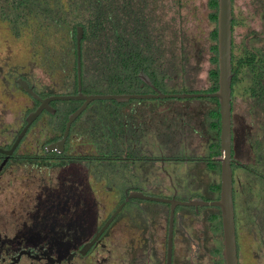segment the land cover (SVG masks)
<instances>
[{
    "label": "flooded vegetation",
    "instance_id": "obj_1",
    "mask_svg": "<svg viewBox=\"0 0 264 264\" xmlns=\"http://www.w3.org/2000/svg\"><path fill=\"white\" fill-rule=\"evenodd\" d=\"M145 85L141 80L140 88ZM141 90L135 94L152 92L149 86ZM132 100L135 99L121 102L115 109L114 119L120 118L116 125L110 118H83L87 131L83 124L78 125L76 142L72 143V129L87 106L72 123L61 152L48 151L47 146L63 134L45 147L35 148V153H17L19 144L11 155L0 152V264H225L220 209L190 203L196 199L216 200L219 190L215 186L220 187V176L219 182L212 181L204 188L206 197L181 195L189 183L181 164L192 160L204 163L205 155H177L168 149L165 153L159 149L154 155L144 142L145 129L152 130L153 114L145 111L151 115L144 119V108ZM75 101L78 107L82 103ZM212 110L215 109H208L210 132H214ZM182 123L185 126L176 135L177 144L190 141L187 121L182 119ZM233 124L231 105L232 199L238 264H264V227L257 221L260 215L264 216V203L259 209L256 200L247 216L253 241L245 245L238 241L246 234L243 209L247 208L245 201H236L235 169L243 167L235 158ZM84 134L89 143L81 147L85 144L81 141ZM191 134L202 135L197 129ZM212 159L220 170L217 157ZM11 161L35 165L38 171L44 168L46 176L2 178ZM51 167L58 172L50 178ZM65 174L67 179L63 178ZM255 176L264 181L261 174ZM69 184L71 189H67ZM94 187L105 193L94 194ZM156 190L164 195H154Z\"/></svg>",
    "mask_w": 264,
    "mask_h": 264
},
{
    "label": "rangeland",
    "instance_id": "obj_2",
    "mask_svg": "<svg viewBox=\"0 0 264 264\" xmlns=\"http://www.w3.org/2000/svg\"><path fill=\"white\" fill-rule=\"evenodd\" d=\"M146 2L148 7L156 14L158 27H161V32H163L162 39L165 41L164 57L167 71L165 85L161 92H207L210 88L209 72L213 67L209 34L215 26L209 19L208 0H146ZM234 13L237 23L233 36L237 48L248 40L247 36L252 34V31L258 34L264 33L259 0H234ZM258 41L264 43V34L261 35ZM258 41L256 40V45L260 44ZM36 64L37 62L31 52L29 37L26 35L18 38L14 37L9 32L7 25L0 22L1 147L8 148L12 145L25 124L26 116L38 106L17 84L16 80L18 78L28 81L36 87L37 91L42 93L49 95L65 93L61 89L62 85H59L61 81L60 75L51 77ZM239 87L240 89L232 101L234 138L236 140L235 158L240 163L249 164L264 174V163L261 162V157L264 158V113L259 107L251 104L248 98L244 96L242 85H239ZM217 101L211 98L132 100L134 103H139L144 108V112L150 110L153 113L150 118L152 130L148 129L150 130V133H148V130L145 129L147 134H145L144 141L146 142V148L151 149L154 155H157L159 149L164 153L168 149V151H173L177 155L207 156L210 151L208 144L214 139V132H210V128H208V120L210 121L208 109L217 110ZM185 104H190L191 107H183ZM117 107L118 103L114 100L92 101L72 129V143L76 142L74 134L78 131V125L83 124L82 128L86 127L85 130L87 131L88 126L87 123L82 122L83 118L84 121L88 119H96L97 121L105 118H110L113 121L115 120L114 113ZM183 111L186 113H181ZM118 119L117 121L115 120L116 122L113 121L115 125L120 122V118ZM182 119L187 121V126H189L186 127L189 132H186L190 141L188 143L181 141V144H177L176 135L185 126L182 123ZM168 122L172 123L171 125L167 124L170 129L166 133V123ZM192 129L199 130L202 135L191 134ZM148 134H150V137H148ZM57 135V130L54 129L53 124L49 122V118L44 114L37 118L28 128L16 152L19 154L25 152L35 153V148L45 147L48 139H52ZM82 136L84 137L81 141L85 144H82L81 147L83 145L87 146L89 137H87V134ZM181 165L185 168L184 175L189 178L187 187L182 190L184 193L181 195L183 196L199 195L206 197L204 188L209 186L212 181L219 182L220 170L212 171L206 161L202 163L192 160L188 161L187 164ZM12 171L13 174H11ZM46 172L47 170H44V168L38 171L35 165L31 167L23 162H18L17 164V162L11 161L2 178L38 179L40 177L45 178ZM57 172L56 168L51 167L48 175L50 178L52 176L55 177L54 174ZM235 173L237 179L235 182L237 190L236 201H245L244 205L247 208L243 209V217H246L244 221L246 234H242L238 240L239 244L241 242L245 245L247 242L253 241V233L249 235L251 227L247 216L253 209V203L256 200L259 209H262L260 204L264 203V181L241 167L236 168ZM63 178L67 179L66 174ZM72 187V184H69L67 189ZM93 189L96 195L105 193L99 187H94ZM153 194L156 196L164 195L163 192L157 190ZM157 204L164 205L159 202ZM260 211L263 212L262 210ZM257 221L264 227V216L260 215Z\"/></svg>",
    "mask_w": 264,
    "mask_h": 264
},
{
    "label": "trees",
    "instance_id": "obj_3",
    "mask_svg": "<svg viewBox=\"0 0 264 264\" xmlns=\"http://www.w3.org/2000/svg\"><path fill=\"white\" fill-rule=\"evenodd\" d=\"M259 1L264 29V0ZM208 6L209 19L215 26L209 34L213 67L209 72L210 88L207 92H214L218 88L217 1L208 0ZM0 22L7 25L14 37L23 35L29 37L36 65L51 77L60 75L59 85H62L61 89L65 92L61 94L77 93L78 26L83 29L81 41L83 94L142 92L141 89H148V86L140 88L141 73L160 91L165 85L167 70L163 32L161 27H158L156 14L148 7L146 0H0ZM236 23L232 0L231 105L240 89L239 85H242L244 96L264 113V43L258 41L264 33L252 31V34L247 36L248 40L237 48L233 36ZM256 40L259 45H256ZM33 90L40 97L49 96L37 91L34 86ZM31 98L35 105H38V101ZM50 104L55 113L44 111L39 117L47 115L58 135L48 139L46 144L61 137L68 115L78 108L79 103L75 100H65L52 101ZM120 105L121 103H118V106ZM211 118L215 139L209 145V154L204 156L203 161L208 163L210 169H218L219 164L216 166V160L212 159L219 156L220 148L217 110H212ZM261 159L264 163V158ZM242 167L254 175L261 174L264 178V174L253 166L243 163ZM219 188L217 184L215 189L218 191Z\"/></svg>",
    "mask_w": 264,
    "mask_h": 264
},
{
    "label": "water",
    "instance_id": "obj_4",
    "mask_svg": "<svg viewBox=\"0 0 264 264\" xmlns=\"http://www.w3.org/2000/svg\"><path fill=\"white\" fill-rule=\"evenodd\" d=\"M216 29H217V68H218V88L214 92H182V93H164L161 92L143 73L140 79L148 85L152 92L141 94H83L81 92V41L83 38V29L78 26L76 29V94H52L46 97H40L27 81L22 78L16 80L17 84L31 97L39 103L37 108L30 112L25 118V124L16 136L9 149L4 150L0 147V152L5 155H11L19 144L31 124L40 116L43 111L54 113L55 109L50 105L52 101L78 100L81 105L68 115L65 128L61 139L47 146L48 151H62L66 138L69 134L72 123L85 110V108L94 100H114L118 103L129 101L130 99H166V98H216L218 100L219 113V156L217 160L220 163V189L219 196L214 201H204L196 199L190 202L194 205L216 206L220 209L222 233H223V258L225 264H238L234 210L232 199V167H231V89H232V0H216ZM6 160L3 161V163ZM2 163V164H3ZM142 195V194H140ZM159 200L156 197H147ZM161 200V199H160Z\"/></svg>",
    "mask_w": 264,
    "mask_h": 264
},
{
    "label": "crops",
    "instance_id": "obj_5",
    "mask_svg": "<svg viewBox=\"0 0 264 264\" xmlns=\"http://www.w3.org/2000/svg\"><path fill=\"white\" fill-rule=\"evenodd\" d=\"M162 105H163V104H162ZM150 113H151V112H150ZM150 113L145 112L144 115H146V116H145V119H146V120H147V116H148V115H151ZM152 114H153V113H152ZM148 117H149V116H148ZM171 123H172V122H168V123H166V125H167V124H170V125H171ZM166 128H167V129H165V132L168 133V130L170 129V127L167 125ZM151 129H152V128H151Z\"/></svg>",
    "mask_w": 264,
    "mask_h": 264
}]
</instances>
